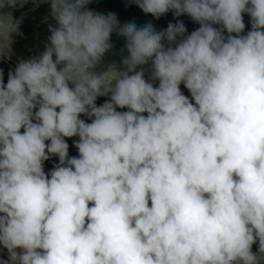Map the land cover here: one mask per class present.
I'll return each mask as SVG.
<instances>
[{
    "label": "clouds",
    "instance_id": "clouds-1",
    "mask_svg": "<svg viewBox=\"0 0 264 264\" xmlns=\"http://www.w3.org/2000/svg\"><path fill=\"white\" fill-rule=\"evenodd\" d=\"M27 3L0 0V63ZM41 3L44 50L0 67V264H264V0H129L190 34Z\"/></svg>",
    "mask_w": 264,
    "mask_h": 264
},
{
    "label": "water",
    "instance_id": "water-1",
    "mask_svg": "<svg viewBox=\"0 0 264 264\" xmlns=\"http://www.w3.org/2000/svg\"><path fill=\"white\" fill-rule=\"evenodd\" d=\"M88 7L102 13L115 12L122 24L134 21L138 26H143L150 21L157 31L166 29L169 23H176L177 20L185 24L188 29V34L199 27L189 16L184 15L176 18L171 12L156 19L151 14H145L138 6L134 4L129 5V0H91ZM13 14L17 18L22 17L20 26L22 35L15 37V43L13 45L14 55L9 62L15 64L18 58L26 59L33 55H39L44 50V45L48 42L47 38L50 35L48 27L50 24L54 25L55 21L50 15L49 3H41V0H28L24 8L14 11ZM250 19L247 14H244V22L246 25L244 34L251 30ZM216 27L219 26L217 25ZM225 34L227 35V33ZM111 42L113 48L105 54L101 64L95 69L96 71L106 70L110 64H116L117 67L123 69L121 61L128 54L125 48V40L123 37L113 33ZM143 67L147 78L151 69L150 62ZM158 83V81L154 82L156 86H158ZM99 98L105 101L109 99V97Z\"/></svg>",
    "mask_w": 264,
    "mask_h": 264
},
{
    "label": "trees",
    "instance_id": "trees-1",
    "mask_svg": "<svg viewBox=\"0 0 264 264\" xmlns=\"http://www.w3.org/2000/svg\"><path fill=\"white\" fill-rule=\"evenodd\" d=\"M14 66V64L12 63H0V67H3L5 70V75L7 76V71L10 67ZM187 89L184 86H181V91L185 94V91ZM105 100H102L101 98L97 99V104L100 105L102 103H104ZM127 109H118V111H126ZM146 115V114H145ZM83 119H86V117H83ZM88 122H91L90 120H88ZM78 137H73V138H66L67 143L69 144V156H77L78 155V150L75 148L73 141L77 140ZM49 163H51V167L53 168L55 164H57L59 162L58 157H52L50 160H48Z\"/></svg>",
    "mask_w": 264,
    "mask_h": 264
},
{
    "label": "rangeland",
    "instance_id": "rangeland-1",
    "mask_svg": "<svg viewBox=\"0 0 264 264\" xmlns=\"http://www.w3.org/2000/svg\"><path fill=\"white\" fill-rule=\"evenodd\" d=\"M5 82H7V76L6 75H5ZM44 168H45V172L48 173L50 170H52L51 163H49L48 161H45L44 162ZM256 250H257V245H253V251H256Z\"/></svg>",
    "mask_w": 264,
    "mask_h": 264
},
{
    "label": "flooded vegetation",
    "instance_id": "flooded-vegetation-1",
    "mask_svg": "<svg viewBox=\"0 0 264 264\" xmlns=\"http://www.w3.org/2000/svg\"><path fill=\"white\" fill-rule=\"evenodd\" d=\"M189 93H190V92H189L188 90L185 91V95H186V96H189Z\"/></svg>",
    "mask_w": 264,
    "mask_h": 264
},
{
    "label": "built area",
    "instance_id": "built-area-1",
    "mask_svg": "<svg viewBox=\"0 0 264 264\" xmlns=\"http://www.w3.org/2000/svg\"><path fill=\"white\" fill-rule=\"evenodd\" d=\"M189 98L191 99V94L189 93Z\"/></svg>",
    "mask_w": 264,
    "mask_h": 264
}]
</instances>
